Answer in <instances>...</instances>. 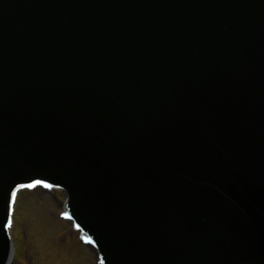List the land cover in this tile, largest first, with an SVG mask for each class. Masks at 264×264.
Listing matches in <instances>:
<instances>
[{
	"label": "water",
	"instance_id": "1",
	"mask_svg": "<svg viewBox=\"0 0 264 264\" xmlns=\"http://www.w3.org/2000/svg\"><path fill=\"white\" fill-rule=\"evenodd\" d=\"M35 185L101 264H264V0H0V264Z\"/></svg>",
	"mask_w": 264,
	"mask_h": 264
},
{
	"label": "rangeland",
	"instance_id": "2",
	"mask_svg": "<svg viewBox=\"0 0 264 264\" xmlns=\"http://www.w3.org/2000/svg\"><path fill=\"white\" fill-rule=\"evenodd\" d=\"M65 193L36 186L15 199L10 264H97L96 252L63 217Z\"/></svg>",
	"mask_w": 264,
	"mask_h": 264
},
{
	"label": "snow or ice",
	"instance_id": "3",
	"mask_svg": "<svg viewBox=\"0 0 264 264\" xmlns=\"http://www.w3.org/2000/svg\"><path fill=\"white\" fill-rule=\"evenodd\" d=\"M13 195H15V194L13 193Z\"/></svg>",
	"mask_w": 264,
	"mask_h": 264
},
{
	"label": "bare ground",
	"instance_id": "4",
	"mask_svg": "<svg viewBox=\"0 0 264 264\" xmlns=\"http://www.w3.org/2000/svg\"><path fill=\"white\" fill-rule=\"evenodd\" d=\"M85 240V239H84Z\"/></svg>",
	"mask_w": 264,
	"mask_h": 264
}]
</instances>
